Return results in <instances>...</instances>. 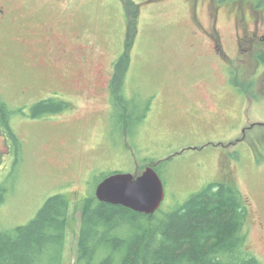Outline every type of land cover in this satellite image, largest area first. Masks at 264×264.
<instances>
[{"label": "rangeland", "instance_id": "obj_1", "mask_svg": "<svg viewBox=\"0 0 264 264\" xmlns=\"http://www.w3.org/2000/svg\"><path fill=\"white\" fill-rule=\"evenodd\" d=\"M0 4L13 13L0 32V92L21 144L14 162L16 152L0 129L5 137L0 183L7 189L0 231L28 224L51 196L66 194L71 206L64 264H76L85 197L95 193L105 174L136 176L153 162L165 189L159 217L212 183L233 181L253 214L248 247L264 259L263 231L256 222L264 220V64L259 62L264 5L253 0ZM135 13L136 27H129ZM248 32H257L260 44L238 45ZM58 37L71 51L62 54L61 69L48 63L49 54H59L48 51ZM127 38L124 74L123 65L114 68L113 62L126 52ZM120 80L134 101L121 119L110 103L111 86ZM248 85L250 91L238 95L236 90ZM54 91L60 98L55 105L64 100L70 107L34 117L35 104Z\"/></svg>", "mask_w": 264, "mask_h": 264}, {"label": "trees", "instance_id": "obj_2", "mask_svg": "<svg viewBox=\"0 0 264 264\" xmlns=\"http://www.w3.org/2000/svg\"><path fill=\"white\" fill-rule=\"evenodd\" d=\"M254 1L264 5V0ZM133 18L129 17V27H136V13ZM130 44L127 38L126 52L115 62V68L123 65L124 74ZM124 88V80L111 86L110 103L120 119L134 102L127 99ZM56 101L50 97L35 104L34 117L70 107L65 101L56 106ZM8 107L0 102V129L18 162L21 144L10 125ZM143 113L140 120L146 117V109ZM6 193L0 183V204ZM70 206L68 195L56 194L28 224L0 231V264H64ZM249 218V203L233 181L212 183L161 217L158 212L147 215L102 202L96 193H89L81 207L76 264H260L248 248Z\"/></svg>", "mask_w": 264, "mask_h": 264}, {"label": "water", "instance_id": "obj_3", "mask_svg": "<svg viewBox=\"0 0 264 264\" xmlns=\"http://www.w3.org/2000/svg\"><path fill=\"white\" fill-rule=\"evenodd\" d=\"M5 148V137L0 134V153ZM102 202L118 204L147 215L155 214L165 198L164 183L155 169L148 165L139 175L114 172L96 187Z\"/></svg>", "mask_w": 264, "mask_h": 264}, {"label": "flooded vegetation", "instance_id": "obj_4", "mask_svg": "<svg viewBox=\"0 0 264 264\" xmlns=\"http://www.w3.org/2000/svg\"><path fill=\"white\" fill-rule=\"evenodd\" d=\"M13 13H12V10L11 9H8V7L5 5V4H0V32H1V30L8 24V23H10V21H11V18H12V15ZM242 35L243 34H241V36H239V38H238V45H241L242 44V42H246V43H249V44H252V45H257V44H260L258 41H257V39H256V37L254 36V35H257V32H255V33H253V32H248V34L246 35V34H244L245 36H246V38H242ZM48 38L49 37H47V40H48ZM59 39H61L60 37H58ZM50 39V38H49ZM261 40V43H263L264 42V37H262V39H260ZM258 42V43H257ZM216 46H215V42H214V48H215ZM53 49H55V50H57L58 52H59V54L58 55H51V54H49L48 56H49V65L50 66H56V67H58L59 69H61V68H63V67H60V65H59V62L61 61V59H62V54L64 53V51H68L69 49H68V47L65 45V43L62 41V39H61V41L57 44V43H55V44H50L49 46H48V51L49 52H52V50ZM124 49H125V47H124ZM69 53H71V51H68ZM260 55H263L264 56V49H263V53H261ZM260 63H262V61H259ZM111 64H112V62H111ZM113 64H114V68H115V62H113ZM263 64H264V62H263ZM255 77V76H254ZM256 81H255V79H253L252 80V83H255ZM110 88V87H109ZM250 88H251V86L250 85H248V86H246V90H243V91H241V90H236L237 92H238V95H241L242 96V94L244 95L246 92H248V90L250 91ZM26 89H24L23 91H22V93L24 94L26 91H25ZM58 93V94H57ZM55 94V95H54ZM51 95V94H50ZM56 95H59V92L58 91H54L53 93H52V95H51V97H55ZM60 97V96H59ZM56 98V97H55ZM48 99H50V96H48V98H46V99H44V100H48ZM58 99H60V98H58ZM62 101H64V100H62ZM0 102H2V104L3 103H5V104H7V102H5L3 99H2V96H1V92H0ZM14 111H15V109H13ZM0 118H1V116H0ZM0 122H1V120H0ZM245 134H246V130L245 131H243V135H242V137H244L245 136ZM256 156H257V154H256ZM255 156V158H256V161L257 162H259L260 161V159H259V157H256ZM253 214H251V212H250V219H251V216H252ZM250 222V221H249ZM257 222V224H258V226H259V228L263 231V232H261L262 234H261V236H263V238H262V240H261V243L263 244V246H264V220H262L261 218H260V220L258 219V221H256ZM251 226V225H250ZM249 232H250V230H249ZM249 248V247H248ZM249 251L251 252V254L258 260V263H260V264H264V259L261 257V256H259L258 254H257V252L254 250V249H249Z\"/></svg>", "mask_w": 264, "mask_h": 264}]
</instances>
